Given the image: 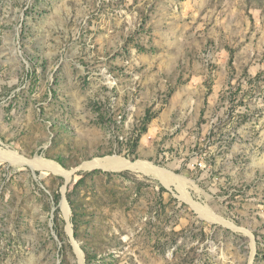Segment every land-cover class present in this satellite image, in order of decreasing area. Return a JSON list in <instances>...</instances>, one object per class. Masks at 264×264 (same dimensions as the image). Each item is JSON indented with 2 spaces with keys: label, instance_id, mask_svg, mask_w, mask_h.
Returning a JSON list of instances; mask_svg holds the SVG:
<instances>
[{
  "label": "rangeland",
  "instance_id": "rangeland-1",
  "mask_svg": "<svg viewBox=\"0 0 264 264\" xmlns=\"http://www.w3.org/2000/svg\"><path fill=\"white\" fill-rule=\"evenodd\" d=\"M0 150L73 171L0 159V264H264V0H0Z\"/></svg>",
  "mask_w": 264,
  "mask_h": 264
},
{
  "label": "bare ground",
  "instance_id": "bare-ground-1",
  "mask_svg": "<svg viewBox=\"0 0 264 264\" xmlns=\"http://www.w3.org/2000/svg\"><path fill=\"white\" fill-rule=\"evenodd\" d=\"M0 159L1 160H8L12 164L16 166H30L33 169H41V170H49L54 172L55 174L63 175L70 179L73 175V171L69 172L64 170L58 164H55L51 161H47L42 159L41 157H36L35 159L29 160L24 157H21L15 153H5L4 151L0 150ZM82 169H103V170H110V171H118V170H130L135 172H141L150 176H154L157 178L162 179L163 181H169V176L166 172L162 169L153 166L150 163L145 161H137L135 163L125 160L119 157H111V158H103V159H95L93 162L85 163L81 166ZM190 204L191 201L188 198H184ZM195 209L198 210L200 216L203 218L214 221L215 219L212 215L205 209L197 204L192 205ZM64 210L68 213V208L66 203H64ZM218 218L217 221L218 222ZM221 220V219H220ZM219 223V222H218ZM233 227V225H232ZM79 252V251H78Z\"/></svg>",
  "mask_w": 264,
  "mask_h": 264
}]
</instances>
